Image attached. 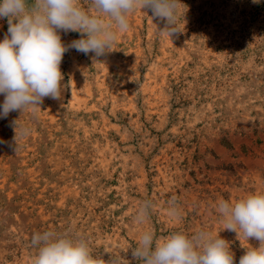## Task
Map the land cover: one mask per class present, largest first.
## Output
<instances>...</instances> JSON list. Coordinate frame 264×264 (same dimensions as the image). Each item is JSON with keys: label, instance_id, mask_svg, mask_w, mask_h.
Masks as SVG:
<instances>
[{"label": "rangeland", "instance_id": "obj_1", "mask_svg": "<svg viewBox=\"0 0 264 264\" xmlns=\"http://www.w3.org/2000/svg\"><path fill=\"white\" fill-rule=\"evenodd\" d=\"M180 3L171 39L137 10L105 56L65 53L60 100L0 119V264H31V236L46 230L139 264L129 247L145 228L219 233L239 264L247 242L211 205L264 190V0ZM7 28L0 19V40ZM13 121L31 128L17 151ZM173 197L180 220L167 215ZM145 199L155 207L139 225Z\"/></svg>", "mask_w": 264, "mask_h": 264}, {"label": "clouds", "instance_id": "obj_2", "mask_svg": "<svg viewBox=\"0 0 264 264\" xmlns=\"http://www.w3.org/2000/svg\"><path fill=\"white\" fill-rule=\"evenodd\" d=\"M180 0H0V19L8 28L0 40V119L14 111L37 116L45 98L60 100L65 87L61 63L66 52L93 58L113 51L119 37L130 30V17L137 10L150 11L151 19L164 21L161 35L170 39L182 30L178 25ZM80 34L70 44L62 42L61 33ZM15 151L17 137L31 133L28 126L13 121ZM2 142V141H0ZM155 205L143 200L134 215L139 225L151 218ZM219 214L223 230L235 232L247 242L239 264H264V190L237 199H217L212 205ZM167 215L180 220L183 209L173 197L167 201ZM250 239L258 247L248 244ZM30 245L36 250L31 264H131L121 254L107 260L93 255L83 238L46 230L32 234ZM131 256L139 264H234L228 241L219 233L201 228L191 235L176 231L157 238L145 228L138 235ZM128 248V249H129Z\"/></svg>", "mask_w": 264, "mask_h": 264}]
</instances>
